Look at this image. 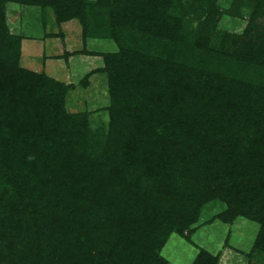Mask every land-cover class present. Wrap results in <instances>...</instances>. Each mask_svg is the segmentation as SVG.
Wrapping results in <instances>:
<instances>
[{"label":"trees","instance_id":"trees-1","mask_svg":"<svg viewBox=\"0 0 264 264\" xmlns=\"http://www.w3.org/2000/svg\"><path fill=\"white\" fill-rule=\"evenodd\" d=\"M7 2L116 43L84 52L103 59L106 126L66 110L71 84L20 64ZM240 2L242 33L214 47ZM214 200L223 221L257 222L264 251V0H0V264H172L165 239Z\"/></svg>","mask_w":264,"mask_h":264},{"label":"rangeland","instance_id":"rangeland-1","mask_svg":"<svg viewBox=\"0 0 264 264\" xmlns=\"http://www.w3.org/2000/svg\"><path fill=\"white\" fill-rule=\"evenodd\" d=\"M218 5L221 9L231 10L233 0H218ZM4 7L10 31L22 34L23 37L24 34L29 36L24 40V49L21 42L20 64L33 71L54 75L62 62L60 68L63 75H57L58 80L73 86L66 94V110L70 113H87V123L93 130L106 126L109 92L105 74L100 70L103 59L100 55L87 57L80 54H85L87 47L89 51H114L116 43L109 39L83 40L78 20L73 18L69 20L70 22L57 23L51 8L44 10L16 2H7ZM237 12L234 15L223 13L217 19L216 28L213 27L210 33L214 47L226 48L231 45V42L224 39L225 32L242 33L250 9L246 3L240 2ZM52 32H57V35L55 34L57 38L47 39L45 34ZM52 42H54L53 45ZM64 42H70L68 48L74 56L70 58L67 53L61 58L62 61H51L50 64L53 65L54 70L48 66L49 61L44 65L42 51L45 49L47 53L55 54L58 50L65 54ZM80 42H83V48ZM24 52L31 55V63L24 62ZM86 54L89 55L87 52ZM225 208L227 207L224 202L220 200L208 202L201 213L200 220L192 226V231L184 235L174 232L169 234L159 249V255L172 264H192L196 254L204 249L217 257V264H264V251L253 249L254 239L259 229L257 222L243 215L223 221L218 218V214Z\"/></svg>","mask_w":264,"mask_h":264},{"label":"crops","instance_id":"crops-1","mask_svg":"<svg viewBox=\"0 0 264 264\" xmlns=\"http://www.w3.org/2000/svg\"><path fill=\"white\" fill-rule=\"evenodd\" d=\"M66 22H70V21H66ZM66 22H64V23H66ZM58 32H60V31H58ZM55 34L57 35V32H52V33H46L45 34V36H47V39H55V38H57L56 36H55ZM25 38H29V36H26L25 34H24V37H23V41H21V42H23V49H24V40H25ZM53 43L54 42H52V45H53ZM65 44H66V48H65V51H66V53L64 54V52L62 53H60V52H58V50L56 51V53L55 54H50V53H47L46 51H45V49L42 51V56H43V58H44V65L46 64V62L47 61H49L48 63V66L50 67V69H53L54 70V68H53V65L52 64H50V62L51 61H53V60H56V61H62L61 60V58H63V57H65L66 56V54L67 53H69L68 54V57H73L74 55L73 54H71V50L68 48V44H70V42H64ZM80 44H81V48H83L84 46L82 45L83 44V42H80ZM22 45V44H21ZM28 46H29V44H28ZM44 47H45V44L43 45ZM77 46H79V45H77ZM54 47V46H53ZM22 48V47H21ZM55 48L57 49V47L55 46ZM87 50H88V47H87ZM45 53H47V54H45ZM60 54V55H59ZM80 55H84V56H87V57H93V56H97V55H93V54H89V55H87L86 53L85 54H80ZM31 55L27 52L26 54H25V52L23 53V59H24V62L26 63V64H29V63H31L32 61H30L31 60ZM60 64H62V62L60 63ZM59 64V67H57V69H56V71H55V74L53 75V74H49L50 76H52V77H54V78H56L57 77V75H63L62 74V70H61V66L62 65H60ZM56 66H57V64H55ZM29 69V68H28ZM57 72V73H56ZM56 79H58V77L56 78ZM65 81V80H64Z\"/></svg>","mask_w":264,"mask_h":264}]
</instances>
